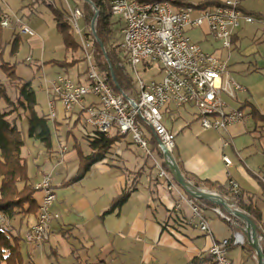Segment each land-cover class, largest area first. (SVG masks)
Segmentation results:
<instances>
[{"label": "crops", "instance_id": "1", "mask_svg": "<svg viewBox=\"0 0 264 264\" xmlns=\"http://www.w3.org/2000/svg\"><path fill=\"white\" fill-rule=\"evenodd\" d=\"M64 1L66 9L61 6V3L58 6L54 3H47L46 0H0V16L6 15L12 18L10 27L17 34L15 19L27 26L24 19L27 17L26 19L30 20L34 17L37 13V8L34 6L37 5L39 8V5L44 3L46 7L51 5L54 9L67 12L69 10L67 3L70 0ZM179 1L192 7L194 9L193 17H195L199 10L198 6L219 5L226 0ZM236 1L239 2L240 11L244 15L254 17L255 21L253 23L242 22L239 27L233 30L232 48L229 52L219 48L218 44L208 35L206 27L199 31L198 39L193 41L200 43L201 48L207 54L212 53L225 61L232 77L240 84L247 75L255 73L263 76L260 79L264 88V66H259L255 57L252 60L254 63L245 68L242 64L232 61L234 55L244 52L248 45H254L257 48L264 47V0ZM247 26L252 27L251 38L243 35ZM27 27L29 28V26ZM19 36L22 40L23 35L19 34ZM33 37L34 35L31 36L32 39ZM262 60L264 59L262 58ZM58 69L60 71L52 73L49 78L43 75V77H47L48 85L58 74H66L78 82L85 80L84 77H81L82 71L78 68L73 74L74 77L71 76L72 74L70 75V69ZM48 85L45 87V91ZM244 87L246 91L237 95L239 104L231 103L230 106L232 108L241 106L247 116L241 122L228 127L224 132L218 133L201 129L196 121L195 110L189 107L175 110L176 112L171 108L169 112L173 111L172 117L170 122L168 120L165 122L164 126L175 134L172 155L180 171L188 177L191 176L190 179L187 178L188 180L192 183L194 180L210 181L225 186H229V182L234 181L238 185L240 193L253 195L256 204L258 193H261V197L264 198V123L256 121L251 115V110L257 111L260 116L264 117V92L257 96L255 93L251 94L246 86ZM35 110L38 113L37 106ZM56 111L55 120H47L51 134V149L48 151L39 140L29 138L21 150L27 167L31 166V170L27 172H29L33 184L42 175L51 177V185L56 196L51 212L58 215L56 220L50 222L48 239L41 249H32L31 246L24 243V236L35 222V217L22 221H19V218H14L7 222L13 233L18 232L22 237V247L24 246L22 250L24 249L26 253L35 255L37 250H42L41 253L46 255L49 264H187L194 257L209 256L208 249L213 240L220 241L231 236L232 227L226 222L224 236L214 233L212 223H219L218 219L220 218L210 211L204 214L208 222L212 220L209 222L212 238L204 236L197 229L185 224L184 220L189 215L187 207L183 206L180 213L169 212L168 206L171 201L163 185H160L157 180L156 173V179L149 180L147 193L142 192L138 178L134 179L132 170L128 169L129 165L137 164L133 160L134 156L130 157L123 153L126 156L124 162H116L114 159L107 161L106 158L107 160L104 159L91 166L79 181H71L78 168V157L74 145L75 143L79 145L83 152L85 149L81 143L75 140L74 136H71L68 117L65 116L59 104L56 106ZM17 113L20 116L17 119L19 122L16 121L18 128L21 121H27V114L22 110H18ZM46 114L47 109L44 108L42 116L45 117ZM38 116L40 115L38 114ZM224 143L227 145L224 146ZM118 144L120 142L116 145ZM63 147H65V151H62ZM123 148L125 151L128 149L127 145ZM118 152L120 153V151ZM110 153L114 154V151H110ZM223 156L231 161L228 167L222 161ZM251 162L256 165L254 173L246 167ZM139 163L141 168L145 169L143 165L146 163L142 157ZM241 166H244L243 168L247 169L255 178L258 192H255V184L252 179L242 180L240 178L244 174ZM147 172L150 178L151 173L149 170ZM139 179H141L140 175ZM127 189H130L131 192L126 202L118 210L104 215L103 213L109 208L111 202ZM39 197L40 194L35 193L36 201ZM261 212L264 219L262 209ZM217 217L218 219H216ZM262 225L264 228V223ZM190 228L195 229V234H189L192 230ZM181 238L189 240L202 238L206 245L205 249L197 251L195 256H189L183 262L181 258V261L174 260L180 249ZM234 248L229 249L228 255ZM171 250L172 253H170ZM242 250L237 264H247L252 257L250 249L243 248ZM210 264H213L212 258Z\"/></svg>", "mask_w": 264, "mask_h": 264}, {"label": "built area", "instance_id": "2", "mask_svg": "<svg viewBox=\"0 0 264 264\" xmlns=\"http://www.w3.org/2000/svg\"><path fill=\"white\" fill-rule=\"evenodd\" d=\"M108 1L112 18L122 23L118 66L123 77L128 80L129 87L119 89L118 92L110 88L94 61V35L91 29L87 37L83 34L80 24L82 11L73 7L68 10L66 21L85 63V80L78 82L66 74L56 75L46 88V119L55 120L56 106L59 104L71 128L78 126L79 132L88 141L93 140L97 134L109 138L118 136L121 140L130 137V141L143 151L151 163L157 180L163 182L171 201L169 212L180 213L183 206L187 207L189 215L184 220L185 224L208 238H212V233L205 212L210 211L232 227L229 238L212 241L208 255L213 264H233L228 257L229 249L246 247V244L251 248L252 260L258 264L257 254L249 244L252 228L248 222L223 209L225 213L213 203L216 207L204 202L208 200L188 195L173 180L167 162H170V156L176 163L172 155L175 134L163 124V116L171 108L194 109L201 129L218 133L246 118L241 106H230L231 103L239 104L237 95L244 93L245 87L232 77L225 61L212 53L207 54L200 43L193 41L189 32L206 27L208 35L219 48L229 52L233 30L242 22L253 23L255 18L244 15L236 0H226L219 5L199 9L195 17L192 7L176 8L166 0L151 3ZM96 10L99 12L98 7ZM19 22L18 19L14 20L19 34L34 35L26 25ZM10 25V19L3 17L0 26L9 28ZM26 60L30 62V58ZM152 139L157 143V150L152 147ZM62 151H65V147ZM222 161L226 167L231 164L226 156L222 157ZM164 164L168 171L163 167ZM185 179L193 185L192 181ZM51 184L49 175H42L33 184L35 193H39L40 197L37 200L35 222L25 234L24 243L35 249L42 248L48 239L50 222L58 218L57 214L51 212L56 199ZM229 187L234 194L240 192L234 181L229 182ZM221 197L232 211H239L255 225L258 224L248 213L230 205L226 200L229 198ZM258 225L264 232L262 224ZM257 232L260 245L264 233L258 236Z\"/></svg>", "mask_w": 264, "mask_h": 264}, {"label": "trees", "instance_id": "3", "mask_svg": "<svg viewBox=\"0 0 264 264\" xmlns=\"http://www.w3.org/2000/svg\"><path fill=\"white\" fill-rule=\"evenodd\" d=\"M82 3V12L85 20L89 17H93L95 8L98 7L99 12L95 21V34L104 48V53L101 51L96 40H94V57L99 72L103 74L110 88L114 92H118L119 89L129 87L128 80L123 77L122 70L119 68L118 63L120 59L119 44L114 45L113 35L115 32V24L120 22L115 20L112 22V15L110 13V6L108 0H88L90 4L79 0ZM137 3H151L161 0H135ZM174 7H189L186 4L180 3L179 0H166ZM210 6V5H209ZM208 5L198 6L199 9H207ZM213 6V5H211ZM210 6V7H211ZM54 13V20L56 24V30L58 35L61 36L64 48L67 51H71L72 54L78 51V43L73 38L71 29L66 21L65 11H59L48 6ZM3 20V16H0V23ZM11 42L10 47L11 55H15L20 47L21 38L19 34L13 29L11 30ZM88 35V34H87ZM8 46L6 41L2 37V27L0 26V70L4 73V77L8 82L15 83L17 92V98L13 100L7 93L5 85L0 81V264H23L22 255V237L18 232L13 233L12 228L7 222L14 218H19V221L37 215V201L35 199V190L33 187L32 179L29 175L28 167L25 159L21 155V150L24 147V138L21 131L17 128L15 117L11 116L22 110L27 114V131L28 137L39 140L46 150L51 149V134L47 126V119L44 116H38L35 110L36 98L29 83H21L20 78L15 71V65L9 64V62L1 59L4 50ZM78 63V60L71 62H58L49 61L46 64L56 65L63 70H69L74 68ZM111 71L117 86L113 85ZM81 76L86 74H80ZM251 115L256 121L264 123V117L260 116L257 111L251 110ZM36 132H38L36 134ZM121 137H107L104 134H97L93 140H89L88 147L89 153L85 154L79 145L75 143L74 148L78 157V168L76 169V175L71 179L73 182H77L82 179L85 174L90 170V167L96 163L102 162L107 158L111 149L121 141ZM154 150H157V143L154 139L151 141ZM162 157L161 153H158ZM163 167L168 171L165 164ZM179 168V167H178ZM184 177L190 179L185 173L182 172ZM136 177H134L135 179ZM193 180V179H192ZM196 187H204L211 192L220 194L223 197L231 198L236 206L248 213L256 223H264L262 218L261 209L255 204L253 195L248 193L234 194L229 186L220 185L216 182L199 181L194 180ZM130 189H127L121 193L116 199H114L109 208L103 213H112L122 206L129 197ZM212 207H216L209 201H204ZM261 249L264 254V236L261 242ZM35 249L34 247H31ZM247 248V247H242ZM29 256L30 253L28 252ZM211 258L207 255L201 257H194L188 261L187 264H210Z\"/></svg>", "mask_w": 264, "mask_h": 264}, {"label": "rangeland", "instance_id": "4", "mask_svg": "<svg viewBox=\"0 0 264 264\" xmlns=\"http://www.w3.org/2000/svg\"><path fill=\"white\" fill-rule=\"evenodd\" d=\"M47 3H54L58 6H60V3L62 4L61 6H63V8L66 9V3L64 0H46ZM71 1V2H70ZM68 1V9H71L73 7H77L82 11V3L79 0H70ZM37 5H35L34 7L37 8V13L35 14L34 17L29 19H24V22L27 24V26H29L30 30L34 33V37L33 39L31 38V36H22V40L20 42V47L17 50V53L15 55H11L10 51H11V47H10V42L12 40L11 36V30L12 27L9 28H2V37L4 38V40L6 41V44H8V46H6L4 53L1 56V59L4 61L9 62V64L11 65H15V71L17 76L20 78V82L21 83H29L31 86V89L34 91L35 95H36V101H37V109H38V114L40 116H42L44 114V108H46V102H47V94L45 91V87L48 85L46 80L47 77L49 78L52 73L55 72H59L60 70L58 69L59 67L56 65H52L50 64H46L45 61H64V62H71V61H75L78 60V63L76 65V67L74 69H70L69 73L72 77L73 74L76 72V68H78L79 70L82 71V74H85V63L81 60V52L79 51H75L74 54H72L71 51H65L64 47H63V43L61 40L60 35H58V32L56 30V24H55V20H54V13L53 11L46 7L45 3L43 5H39L36 7ZM68 12V10H67ZM83 14V12H82ZM3 17H8L10 20H12V18H10L9 16H3ZM113 19V20H112ZM118 20L117 18H111L112 22H114L115 20ZM92 17H89L88 20H85L84 16L83 19L81 21V28H82V32L83 34L87 37L90 33V23H91ZM121 25L122 23L120 22L119 24V28L118 25L115 24V32L113 35V43L114 45H118L120 44L121 41ZM14 31V30H13ZM252 27L247 26L245 31L243 32V35L247 36L248 38H251L252 36ZM73 34V33H72ZM88 34V35H87ZM190 36L193 38V40L198 39L199 37V30H193L192 32H189ZM29 37V38H28ZM73 38L75 39V36L73 34ZM95 40V38H94ZM77 55V56H76ZM72 56V57H71ZM76 57V58H75ZM254 57L257 61V64L259 66H264V60H262V58L264 59V47H255L254 45H248L247 48L245 49L244 52L242 53H236L234 55V57L232 58V61L238 62V64H242V66L245 68L247 66H250L252 63H254ZM30 58V62H28L26 59ZM51 62V61H50ZM58 67V68H55ZM139 70V69H138ZM43 75L47 76V77H43ZM85 78V75L81 76ZM261 75L259 74H249L247 75L245 78H243V80L241 81L242 84L244 86H246V88H248L249 92L252 94H257V96L262 95V93L264 92V88H263V84L261 82ZM0 81L5 85L6 90L8 95L15 100L17 98V90L15 88V83H11L8 82L5 77H4V73L0 70ZM171 108V107H170ZM180 109H176V111L181 110ZM184 109V108H183ZM182 109V110H183ZM43 110V111H42ZM174 112H176L175 110H173ZM171 113L169 111H167V115L163 116V124H165V122H170V119L172 117V112ZM19 114L17 112H15L11 118L15 117V121H17V123L19 122L18 119ZM20 118V116H19ZM168 120V121H167ZM254 121V120H253ZM251 123V120L249 121ZM253 123V122H252ZM71 128V127H70ZM18 129L21 131L22 136L24 138V142H28L29 137H28V127H27V121H21L18 125ZM71 136H74L75 140L78 143H81V145L83 146L84 153L88 154L89 153V147H88V140L86 138H84L81 133L79 132V128L78 126H75V128H71ZM87 140V141H86ZM131 138L127 137L125 140H121L120 144L115 145L112 148V152L113 153H108L107 155V161H111L112 159H114V161L116 162H124L126 155L133 157V160L136 161L137 164L134 165H129L130 171L132 170L134 177L138 178L139 180V187L141 188V191L144 193H147V188L148 185L150 184L149 180L152 179V181H154L155 178V171L151 165V163L145 158L143 151H141L135 144H133L132 141H130ZM87 145V147H86ZM127 145V150L125 151L123 147H125ZM81 148V147H80ZM82 149V148H81ZM120 151V153L118 152ZM124 153V154H123ZM35 155V154H33ZM36 156V155H35ZM143 158L145 163L143 166L144 168H141V165L139 163L140 158ZM132 164V162H131ZM30 165V164H29ZM128 167V166H127ZM244 166H241V168H243ZM246 167L248 168V170L252 173H254L256 171V165L255 163L251 162L248 165H246ZM28 170H31V166L28 167ZM150 171L151 176L150 178L148 177V172ZM247 169L243 168V172L244 174L242 175V177H240L242 180H244L245 178H250L252 179L253 183L255 184V192L257 191V187H256V183H255V178L252 176V174L248 171ZM139 172H141V174H138ZM139 175L140 178L139 179ZM146 175V176H144ZM160 185H163L162 181H159ZM194 185V183H193ZM195 186V185H194ZM244 190H247V188H244ZM156 196V194H155ZM258 197L256 198V204L258 205V207L260 209L263 210L264 213V198L261 197V193H258L257 195ZM228 201V203L232 206H236V204L234 203V201L229 198L226 199ZM238 209V208H237ZM222 211L223 208H222ZM225 212V211H224ZM226 213V212H225ZM212 215V214H211ZM251 219H253L252 217H250ZM218 219V217L216 218ZM254 220V219H253ZM212 221V220H211ZM209 220V222H211ZM219 223H212L213 225V229H214V233H216L218 236H224L226 234V223L221 220L218 219ZM257 225V235H263L264 232H262V230L259 229V225ZM192 230H190L191 235L195 234L193 228H190ZM262 229L263 225H262ZM190 236V235H189ZM194 241V242H192ZM179 250L176 253L175 259L173 257L174 260L177 261H181L182 262L184 260H186L189 256L192 255H196V252L201 251L203 249H205V244L204 241L202 240V238L199 239H188V238H181L179 241ZM246 247L248 249L251 248L246 244ZM24 248V246L22 247ZM241 250L242 247H235L234 249H232L229 253V258L233 261V264H237L239 261V258L241 256ZM243 251V250H242ZM42 250H37V252L35 253V255L31 254V255H27V253L25 252V250H22V255H23V264H49V262H47V257L45 254L41 253ZM170 253H172V250L170 251ZM34 256V258H33ZM181 258V259H180ZM247 264H254V262L251 260V258L249 259V261L247 262Z\"/></svg>", "mask_w": 264, "mask_h": 264}, {"label": "water", "instance_id": "5", "mask_svg": "<svg viewBox=\"0 0 264 264\" xmlns=\"http://www.w3.org/2000/svg\"><path fill=\"white\" fill-rule=\"evenodd\" d=\"M84 2L88 3L91 5V3L88 0H83ZM92 6V9L94 10V15L92 17L91 23H90V29L94 35V38L96 40V42L98 43V46L100 47L101 51L104 53V48L102 47V44L100 43V41H98L96 34H95V21L96 18L98 16V10H96V8ZM112 73V71H111ZM112 76V81H113V85H115V87L117 86L116 81L114 79L113 73L111 74ZM170 162H167L169 171L171 173V175L173 176V180H175V182L185 191V193H187L188 195L198 198V199H203V200H208L211 203L223 208L224 210H226L228 213L233 214L234 216L240 217L242 219H244L246 222H248V224L251 226L252 228V240H249V244L250 246L253 248V250L256 252L257 257H258V264H264V254L262 252L261 246L258 245V241H257V237H256V230H257V226L254 224L253 221H251L246 215H244L243 213L239 212V211H229L228 210V205L227 203H221V200H224L221 196H219L218 194L212 193V192H204L203 190L199 189L198 187L190 184L189 181H187L184 177V175L182 174V172L180 171V169L178 168V165L174 162V160L172 159V157L169 156Z\"/></svg>", "mask_w": 264, "mask_h": 264}, {"label": "bare ground", "instance_id": "6", "mask_svg": "<svg viewBox=\"0 0 264 264\" xmlns=\"http://www.w3.org/2000/svg\"><path fill=\"white\" fill-rule=\"evenodd\" d=\"M220 201H221V203H224V204H226L224 200H221V199H220ZM227 208H228V210H229V211H231V212H232V210H231V208H230V207H227Z\"/></svg>", "mask_w": 264, "mask_h": 264}]
</instances>
